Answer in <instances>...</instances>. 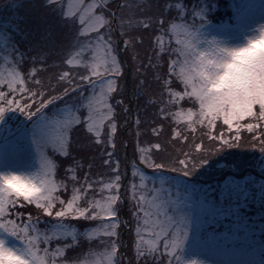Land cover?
I'll use <instances>...</instances> for the list:
<instances>
[{"label":"snow or ice","instance_id":"1","mask_svg":"<svg viewBox=\"0 0 264 264\" xmlns=\"http://www.w3.org/2000/svg\"><path fill=\"white\" fill-rule=\"evenodd\" d=\"M15 7L0 0V264H208L189 247L226 257L238 240L251 259L212 264H264L253 5L213 24L220 0H76L72 11L37 0L39 39ZM51 25L68 42L49 64ZM246 149L253 158L239 160ZM225 218V231L208 230Z\"/></svg>","mask_w":264,"mask_h":264},{"label":"trees","instance_id":"2","mask_svg":"<svg viewBox=\"0 0 264 264\" xmlns=\"http://www.w3.org/2000/svg\"><path fill=\"white\" fill-rule=\"evenodd\" d=\"M234 1H236V3ZM243 1L244 0H220V7L216 10V12L214 13V15L211 17L212 22L218 23V22H221L224 19H228L229 17L233 16V9H232L231 5H233L234 3L235 4H240L238 2H243ZM29 10L32 11L33 8L31 7ZM150 14L151 13H149V15ZM6 15H7L6 12H0V28H2L3 25H4V17ZM32 20H34V17L33 16H31L30 19H27V15L25 16V18H21L20 17L21 26H27L28 27L29 24H30V22H32ZM32 23H34V22H32ZM43 27L45 28L46 26H43ZM51 28L54 31L52 29H50V27H49L48 30L51 31V33H52V35L49 37V41L53 42L56 45V47L53 49V55L48 60V63L51 60L57 58V54L60 51V45L66 44L68 42L67 39H66V32H65L64 35L63 34H58V32L60 31V28L59 27H56L55 25H51ZM34 30H36V29H34ZM38 35H39V33L36 32V36H38ZM42 43H43V41H42ZM0 47H1L0 49L3 48V46H0ZM45 50H47V49H45ZM49 71H50V69H49ZM128 79H129V81H128V87H129V90H131V87H132L131 75H129ZM12 121L13 120H10V123L13 125L14 124V121L13 122ZM17 123L18 122L16 121V124ZM13 127H15V126H13ZM248 150H249V153H250L249 156H247V153H246ZM237 151L239 152V150H237ZM244 151H245L246 154L243 155V156H238V159L241 160V161H250L253 158L254 150L246 149ZM97 165H99V161H97ZM241 166L243 167V165H241ZM100 170L102 171V169H100ZM245 170H248V169H245ZM149 174H151V170H149ZM219 178H221L219 172L218 171H214V172L209 173L208 175L201 176L200 177V182L201 183H212L214 180L219 179ZM258 213H259V207L258 206H254L251 211L247 212V215H249V216H257L258 217ZM256 223L259 224V218H257ZM230 224H231V220L228 219V218H225L224 220L218 221L216 224L209 225L208 230H210V231L211 230H215V232H217V233L223 232V231H225V225H230ZM40 226L41 227L44 226L43 221L41 222V225ZM229 231H231L230 228H229ZM240 235L242 236L243 233H240ZM261 239H264V236H260L258 234L257 235V240L259 241ZM85 245L87 246V244H85ZM229 247H231V246H229ZM235 247L248 248L247 244L244 241H242V240H238L236 242V246ZM189 248L190 249H195V248H198L199 249V248H202V247H191L190 246ZM255 251H256V256L258 258V256H259V247L258 246L256 247ZM189 253L192 254V253H196V252L192 251V252H189Z\"/></svg>","mask_w":264,"mask_h":264},{"label":"rangeland","instance_id":"3","mask_svg":"<svg viewBox=\"0 0 264 264\" xmlns=\"http://www.w3.org/2000/svg\"><path fill=\"white\" fill-rule=\"evenodd\" d=\"M36 2H37V0H12V3H14L16 5V7L14 9L15 14L16 15L18 14V16L21 18H25V16L27 15V19H30L31 16H33L34 20H32V22H34V23L30 22L28 28H30L32 30L36 29L35 32H38L39 35H41L45 30V28L43 26H46V25H43L41 23L39 13L36 10H34V9L32 11L29 10L31 7L33 8L34 3H36ZM63 2L65 4V7L67 10H69V11L74 10V9H72L71 6L76 3V0H63ZM234 2L236 3V1H234ZM238 3H242V2H238ZM243 3H250L253 5L251 10H249L246 14V19L249 22L250 27L255 28L259 24L264 23V0H244ZM224 20H226V19H224ZM233 22L234 21H231V20L229 21V23H233ZM218 23H220V22H218ZM218 23L213 22V24H218ZM50 29H52L51 26H50ZM58 34L64 35L65 31L60 28V31L58 32ZM39 35L37 36L38 39L40 37ZM41 43H42V41H41ZM43 43H44V41H43ZM0 46H3L2 43H0ZM29 55H32V53H29ZM53 60H55V59H53ZM53 60H51L49 63L51 64L53 62ZM50 71L53 72V71H55V69L50 68ZM128 81H129V79H128ZM21 119H22V117H21ZM15 125H16V121H14V124L12 126H15ZM246 153H247V156L250 155L249 150ZM5 166L6 165L3 161V158L0 157V170H2ZM7 166H9V167H24L23 165H19L16 163H12V164H9ZM83 247H84V250L87 251V246L84 245ZM202 248L206 249L207 251H209L212 254L220 255L218 253H214L213 251H211L205 247H202ZM79 252H80V249L69 250L68 255L74 256V255L78 254ZM191 255L193 256V258H200V259L208 261V264H212L213 261H217L216 259L211 258L212 259L211 260L207 257L199 256V254H191ZM223 257H225V256H223ZM226 258L227 259L229 258L231 260H236V261H246V260L251 259L252 255H251L250 250L248 248L235 247V251L229 252L228 255L226 256Z\"/></svg>","mask_w":264,"mask_h":264}]
</instances>
